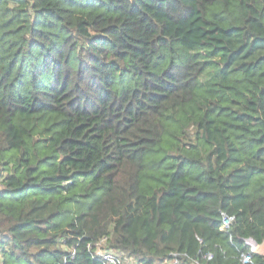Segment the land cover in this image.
<instances>
[{
	"label": "trees",
	"instance_id": "16d2710c",
	"mask_svg": "<svg viewBox=\"0 0 264 264\" xmlns=\"http://www.w3.org/2000/svg\"><path fill=\"white\" fill-rule=\"evenodd\" d=\"M103 238L264 264V0H0V264Z\"/></svg>",
	"mask_w": 264,
	"mask_h": 264
},
{
	"label": "built area",
	"instance_id": "2783aa9c",
	"mask_svg": "<svg viewBox=\"0 0 264 264\" xmlns=\"http://www.w3.org/2000/svg\"><path fill=\"white\" fill-rule=\"evenodd\" d=\"M233 218V216L223 214L220 228L224 231H228ZM243 243L245 246V250L244 252H240V259L242 262H249L252 258V255L258 252L259 246L263 245L257 243L252 238H244ZM88 248L90 249L91 247L88 246ZM73 254L74 250H72L71 252V255ZM92 257L97 259L101 264H142L137 260L127 258L123 254L106 248L104 238L94 245ZM208 257H210V254H208L207 258ZM179 261L180 260L177 253L174 252L171 254L170 259L162 264H178Z\"/></svg>",
	"mask_w": 264,
	"mask_h": 264
},
{
	"label": "rangeland",
	"instance_id": "374dc122",
	"mask_svg": "<svg viewBox=\"0 0 264 264\" xmlns=\"http://www.w3.org/2000/svg\"><path fill=\"white\" fill-rule=\"evenodd\" d=\"M263 251H264V246L263 245H260L258 252H263Z\"/></svg>",
	"mask_w": 264,
	"mask_h": 264
}]
</instances>
